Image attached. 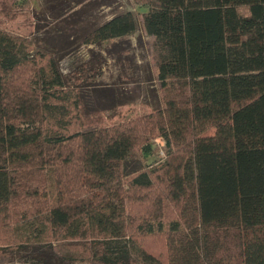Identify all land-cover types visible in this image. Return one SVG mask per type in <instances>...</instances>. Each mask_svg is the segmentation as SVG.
<instances>
[{
    "label": "trees",
    "instance_id": "trees-1",
    "mask_svg": "<svg viewBox=\"0 0 264 264\" xmlns=\"http://www.w3.org/2000/svg\"><path fill=\"white\" fill-rule=\"evenodd\" d=\"M135 1L163 106L89 129L65 52L0 27V256L264 264V0ZM135 28L125 10L80 41Z\"/></svg>",
    "mask_w": 264,
    "mask_h": 264
},
{
    "label": "rangeland",
    "instance_id": "rangeland-1",
    "mask_svg": "<svg viewBox=\"0 0 264 264\" xmlns=\"http://www.w3.org/2000/svg\"><path fill=\"white\" fill-rule=\"evenodd\" d=\"M131 10L135 30L99 44H86L82 36L117 12ZM144 7L135 0H0V27L29 36L38 44L65 52L59 60L70 73L80 95L79 115L85 129L108 125L148 113L163 106L153 60V36L140 18ZM151 152L127 162L150 166L164 156L163 140L152 141ZM0 264L20 262L0 256ZM46 264H94L91 261L53 259Z\"/></svg>",
    "mask_w": 264,
    "mask_h": 264
}]
</instances>
